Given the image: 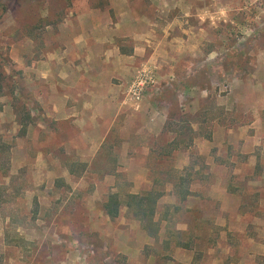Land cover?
<instances>
[{
	"label": "rangeland",
	"instance_id": "374dc122",
	"mask_svg": "<svg viewBox=\"0 0 264 264\" xmlns=\"http://www.w3.org/2000/svg\"><path fill=\"white\" fill-rule=\"evenodd\" d=\"M117 1L0 0V264H264V0H131L154 39L87 98L47 51ZM130 194L156 201V234Z\"/></svg>",
	"mask_w": 264,
	"mask_h": 264
},
{
	"label": "crops",
	"instance_id": "0c3cea01",
	"mask_svg": "<svg viewBox=\"0 0 264 264\" xmlns=\"http://www.w3.org/2000/svg\"><path fill=\"white\" fill-rule=\"evenodd\" d=\"M142 1L147 4H145L146 8H151L149 4L155 5L154 1L152 3ZM133 5L136 6L137 2L131 0L114 2L113 7L117 10H115V19L107 13L102 17L100 24L96 22L92 12L90 15L71 16L66 19L65 23L59 27L61 35L55 40L53 51L51 53L47 51L49 67L52 64L54 71L64 72L69 87H79L76 83H81L84 87L82 89L86 90L83 95L91 99L95 97L94 88H97L98 83L109 76V71L122 83L127 81V76H132L141 62L138 58L142 54V49L139 47L142 46V42L154 39L156 33L154 27L157 26L148 17L134 14ZM98 24L99 27L102 26L101 32L93 27ZM127 25L133 26L134 31L123 32V27ZM77 26L80 27V31ZM168 34V31L164 29L163 38L165 40H169ZM125 39L134 42L133 53L126 54L119 47L120 42ZM94 46L100 49L95 50ZM45 65L46 63L39 62L38 71H42ZM46 68H48L47 65ZM104 69L108 71L105 74ZM109 83L112 85L113 80L110 79ZM105 98L108 97H100V101L103 99L104 103L113 104Z\"/></svg>",
	"mask_w": 264,
	"mask_h": 264
},
{
	"label": "trees",
	"instance_id": "16d2710c",
	"mask_svg": "<svg viewBox=\"0 0 264 264\" xmlns=\"http://www.w3.org/2000/svg\"><path fill=\"white\" fill-rule=\"evenodd\" d=\"M126 203L130 208L134 217L147 224V227H151L154 234L157 233L156 223L154 222V210L156 207V201L150 198L148 195L130 194L127 196ZM123 202L118 194H111L107 201L104 203L105 213L112 219L117 218L120 215V209Z\"/></svg>",
	"mask_w": 264,
	"mask_h": 264
},
{
	"label": "built area",
	"instance_id": "2783aa9c",
	"mask_svg": "<svg viewBox=\"0 0 264 264\" xmlns=\"http://www.w3.org/2000/svg\"><path fill=\"white\" fill-rule=\"evenodd\" d=\"M154 83H155L154 75L151 72L144 71L132 84L129 94L130 96L132 95L134 98L139 99L144 93L146 87Z\"/></svg>",
	"mask_w": 264,
	"mask_h": 264
}]
</instances>
